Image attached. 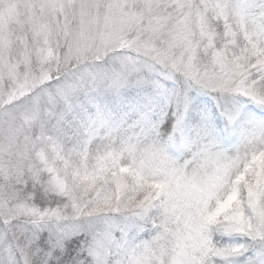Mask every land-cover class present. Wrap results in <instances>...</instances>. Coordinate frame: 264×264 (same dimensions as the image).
<instances>
[{
    "label": "snow or ice",
    "instance_id": "obj_1",
    "mask_svg": "<svg viewBox=\"0 0 264 264\" xmlns=\"http://www.w3.org/2000/svg\"><path fill=\"white\" fill-rule=\"evenodd\" d=\"M0 264H264V0H0Z\"/></svg>",
    "mask_w": 264,
    "mask_h": 264
}]
</instances>
